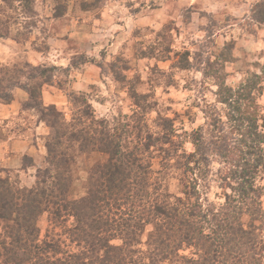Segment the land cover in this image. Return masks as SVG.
I'll return each instance as SVG.
<instances>
[{"label":"clouds","instance_id":"clouds-1","mask_svg":"<svg viewBox=\"0 0 264 264\" xmlns=\"http://www.w3.org/2000/svg\"><path fill=\"white\" fill-rule=\"evenodd\" d=\"M81 4L92 7L83 10ZM260 7L264 0H0V69L17 81L8 90L12 119L6 128L15 131L8 136L12 155L6 145L4 166L23 176L27 156L32 160L27 173L33 178L51 166L46 145L57 128L46 115L52 105L62 113L57 127L69 132L100 127V121L110 134L126 125L128 150L137 142L139 116L143 143L149 136L156 141L149 145L152 156L161 155V149L171 153L159 171L156 195L172 205L177 199L191 200L202 212L210 206L219 211L225 197H234L243 183L238 173L244 164L237 166L239 153L235 159L222 156L211 142L227 136L230 149L239 144L248 151L240 143L248 121L233 131L229 113H236L229 105L239 101L241 112L254 111L257 132L264 135ZM185 53L187 66L182 64ZM44 69L50 70L47 83L39 74ZM252 81V99H240ZM36 85L41 93L36 106L20 107L32 102L28 90ZM225 90L231 91L227 101ZM166 120L171 131L163 125ZM197 133L210 146L208 152L198 150ZM166 135L170 143L157 140ZM124 142L122 138V151ZM259 148L264 150V142ZM245 159L256 163V156ZM252 187L264 189V164ZM259 201L264 207V194ZM158 207L161 215L167 213L163 204ZM258 232L254 250L243 245L235 254L239 264H264V231Z\"/></svg>","mask_w":264,"mask_h":264},{"label":"trees","instance_id":"trees-1","mask_svg":"<svg viewBox=\"0 0 264 264\" xmlns=\"http://www.w3.org/2000/svg\"><path fill=\"white\" fill-rule=\"evenodd\" d=\"M258 15L264 19V7ZM49 72H39L46 83ZM255 86V81L250 82L240 99L250 101ZM39 88L36 86L32 93H39ZM230 96L231 91L225 90V101ZM0 100L10 103L12 97L6 93L0 95ZM229 107H234L236 113H229V119L235 122L233 131L239 132L243 122L248 121L240 141L248 151L243 152L239 144L230 149L227 136L211 143L222 156L235 159L239 153L236 163L238 167L240 162L244 164L238 173L243 183L234 189V197H225L219 211L210 206L202 212L191 200L177 199L172 205L156 195L160 170L155 171L145 156L151 153L149 145L154 144L150 136L143 143L139 132L138 143L128 150L126 138L131 133L118 130L110 134L103 121L100 127L69 132L57 127L62 113L54 111L52 105L46 115L50 125L57 128L46 145L51 166L37 171L32 186L18 185L10 175L0 176V264H239L235 255L239 248L249 245L254 250L258 230L264 231V208L259 201L264 189L252 187L257 168L264 164V150L259 148L264 135L257 132L254 111L250 115L241 112L239 101ZM213 125L217 126V121ZM165 137L167 141H163L170 143ZM195 140L202 154L210 150L198 133ZM175 147L172 145L173 151ZM92 152L103 153L107 159L87 171L86 194L70 198L75 166L81 155ZM161 154L165 161L171 155L164 149ZM246 156H256L255 165H249ZM163 166L167 167L164 161ZM230 174L233 178L237 175ZM158 203L168 209L165 215H161L163 209ZM45 212L50 225L42 236L39 219ZM186 249L190 253H183Z\"/></svg>","mask_w":264,"mask_h":264},{"label":"rangeland","instance_id":"rangeland-1","mask_svg":"<svg viewBox=\"0 0 264 264\" xmlns=\"http://www.w3.org/2000/svg\"><path fill=\"white\" fill-rule=\"evenodd\" d=\"M82 6L83 7H87V8L88 7H92V5H89V4H87V5L81 4V8L82 9H83ZM63 10H64V6L62 5L60 7L59 11H63ZM187 55H188V53H185L184 54V58H182L183 66H187V63H186ZM80 59H82V57ZM75 62L76 61H74V63ZM210 67H211V65H210ZM0 72H3V75H0V80H1L0 88L3 90V93H1L0 95L3 96L6 93L9 94V92H4V91H8L11 87L13 88L16 85L17 81L14 80L12 78V76H10L7 73L6 70L0 69ZM117 78L121 79V80L124 79V77L120 76L119 74H117ZM14 83H15V85H13ZM36 86L38 87V85H36ZM36 86H34V87H32L31 89L28 90L29 93H30L32 102L24 104V105H22L20 107L29 108V107H32V106L37 104L38 101L35 100V98H39L41 93L40 92L39 93H35V94L32 93V90L34 88H36ZM140 99L141 98H137V103L138 104H139V100ZM9 104H11V103H6L5 101L2 104H0V108L7 107L6 110H7V115H8L7 118H4V115H6V114H1L0 113V123H1L2 119L4 118L2 123L0 124V139L1 140L6 139V137H8L12 132L15 131V129H7L6 128V125L12 119V116L9 117ZM17 115H19L18 112H17ZM141 119H142V117L137 116L136 117L137 123L134 125V130L136 131V141H137L135 144H137L138 141H139L138 133L142 131L141 130V126H140V120ZM163 125L167 129H171L172 128L171 121H167L166 120V121L163 122ZM119 130L120 131H123V130H127L128 131V128H127L126 125H122ZM21 131L22 132H26L27 129H22ZM169 131H171V130H169ZM158 138L159 139H163L164 141H167V137H165V138L158 137ZM194 138H195V134H194ZM152 143H156V141H153ZM147 154H148L147 156H148L149 160L153 164V169L155 171L160 170L161 168H166L165 166H163V161H165V160H164L162 154L159 155V156H156V157H152V154L149 153V152H147ZM149 155H151V158H150ZM106 159H107V155H105L103 153H100V152H92L90 154L89 153H84L83 155L80 156V160L77 163V166H75V178H74V183H73V191L69 195L70 198L77 199V198H79V197H81V196L86 194V183H87V177H88L87 171L89 170V168L91 166L95 165L98 162H104ZM31 163H32V160L29 157L25 156L23 158V167H22V170H24L23 171L24 172L23 176H21L20 173L15 172L14 169L6 168L0 163V176H9L10 175L13 180L18 182V185H21V186H32L34 184V182H35L36 175H35V178H33L32 176H30L27 173V167ZM49 225H50L49 214L45 212V213H43L40 216V219H39V226L41 228L42 236L45 235ZM183 253H187L188 254V253H190V250L186 249V250L183 251Z\"/></svg>","mask_w":264,"mask_h":264},{"label":"crops","instance_id":"crops-1","mask_svg":"<svg viewBox=\"0 0 264 264\" xmlns=\"http://www.w3.org/2000/svg\"><path fill=\"white\" fill-rule=\"evenodd\" d=\"M11 103V102H10ZM6 108L7 107H3V108H0V113L1 114H6ZM11 109H12V104H9V117L10 116H12L11 115ZM2 111V112H1ZM8 117V115H4V118H7ZM3 118V119H4ZM3 119H2V121H3ZM2 121H1V123H2ZM0 123V124H1ZM5 145H7V148H8V153H7V155L8 156H11L12 155V151H11V149H12V144H11V142H9V140H8V137H6V139H4V140H1L0 139V163L4 166V161L7 159V157L4 155V152H5ZM5 167V166H4ZM22 167H23V163H22ZM7 168V167H6ZM22 171H24V170H22Z\"/></svg>","mask_w":264,"mask_h":264}]
</instances>
